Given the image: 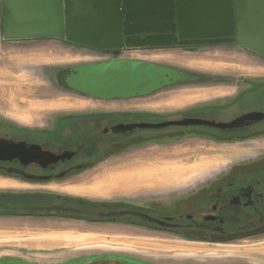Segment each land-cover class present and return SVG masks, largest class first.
<instances>
[{
	"label": "flooded vegetation",
	"instance_id": "obj_1",
	"mask_svg": "<svg viewBox=\"0 0 264 264\" xmlns=\"http://www.w3.org/2000/svg\"><path fill=\"white\" fill-rule=\"evenodd\" d=\"M133 11L138 12V9L134 8ZM3 31L4 20L2 6L0 5V40ZM41 39L42 38L6 40L3 38L2 40L9 43H27L29 40ZM61 43L70 42L62 39ZM122 44L123 48L117 50V54L109 50L99 51L72 45L77 49L85 51V53H96L104 57L105 59H101L102 61L100 62L109 61L113 57L115 60H117V58L139 60L122 58L121 56L124 52L137 49L153 51L179 48L189 52H203L227 45L210 42H190L181 45L174 44L153 48H127L125 47L124 39L122 40ZM22 64L23 62L20 61L19 65L17 63L13 66L0 61V69L14 73L18 68L22 69L23 67L25 72H27L28 66L24 64V67ZM170 67L181 69L174 66ZM50 71V74L47 71L43 74L46 78L48 75H51V78L54 79L53 85L58 86L59 89L66 88L75 93L82 94L77 85L68 82V79L71 80L75 74L72 67L58 69L55 67ZM192 73L202 76L201 80L194 82L196 84L208 85L211 81L213 84L235 83L236 91L233 96H231V99L224 104L207 103L206 105L192 107L190 109H193V111L188 112V114H181L176 118L166 120L203 118L208 112L221 114L226 112L227 108L234 103L248 99L264 103V77L235 80L231 78L232 80L215 81V75H208L196 71H192ZM117 75L118 73H115L113 78ZM147 85L148 81H139L134 89L140 90ZM165 87L166 86L160 89ZM112 99H116V97ZM118 112L140 113L137 111H113L106 112V114ZM250 112L264 113V111L252 110L243 114ZM91 113L102 112L93 111L60 114L54 118L51 127L46 128H32L11 117L0 114V145L8 146L22 143L27 148L31 144H36L39 145L42 150H49L55 154H60L64 151L74 152L71 159L49 163L45 167L40 166L38 163L26 164L17 157L4 160L0 159V178L19 181V183L29 182L39 184L50 183L68 176L76 175L86 169L92 168L98 163L96 162L93 164L94 161L101 159L107 153L116 151L130 143L140 141V136H147L145 132L140 133V129H134L128 132H113L111 130L113 126L133 122H161L165 120L158 118L157 121H150L146 117L141 120L140 117H124L120 119V121L113 122L112 124L107 125V123H103L101 125H96V119L94 118L84 119L83 116L77 117ZM104 129H107V131L105 132ZM142 131H158L157 135L159 136H168V133L183 132L185 135L181 136L180 139L184 137H195L208 139L215 143L244 142L264 138V119L250 122L239 128L224 130L204 125H192L171 126L156 130ZM169 138L171 139L173 137L171 136ZM76 165H86L87 167L81 169L73 168ZM59 172H64L62 178L58 179L53 177L52 179H45ZM197 180V183L192 184L186 189L168 191L161 195L150 194L147 197H142L140 198V205L137 204V202L124 199L99 201L43 191L35 194L0 190V215L28 216L35 214L54 215L60 213L64 216L66 215L67 217H72L84 222L94 228L102 227L107 229L111 228L110 230H112L118 229V226L123 227L124 224L133 226L140 225L143 234H164L166 236L176 237L184 243H200L211 246L217 245L241 248L264 244V150L250 152L240 157L230 159L224 167H221L214 173L202 176ZM46 202L47 204H45ZM49 206H62L69 210L48 211L46 207ZM129 212H140L142 215L140 214L139 216ZM153 219H158L163 223L155 222ZM23 253L27 252L23 250L20 255ZM250 254L260 262H253L251 259L248 260ZM168 256L169 259H166V261H152L150 259L125 255L118 251H99L73 255L55 263L32 262L28 259H24L22 256H18L8 259L0 258V264H200L202 261L206 260L203 257L200 259L196 257L190 258L194 260L191 261L187 259L188 257H184L185 254L181 255L180 253H171ZM240 256H244V258L247 259ZM205 263L214 264V262L209 263V261ZM215 264H264V257L259 254L255 255V253L250 251L239 250V254H236L235 257L226 259L222 263Z\"/></svg>",
	"mask_w": 264,
	"mask_h": 264
},
{
	"label": "rangeland",
	"instance_id": "obj_2",
	"mask_svg": "<svg viewBox=\"0 0 264 264\" xmlns=\"http://www.w3.org/2000/svg\"><path fill=\"white\" fill-rule=\"evenodd\" d=\"M2 4L3 2L0 0V5L2 6ZM2 39L3 36L0 40V61L13 66L17 63L19 65L21 61L23 62V66L24 64L28 66V71L25 72L23 67L22 69L18 68L14 73L0 69V104H2V107L5 109H9L10 107L11 110L8 112H0V114L7 117L10 116L14 120L20 121V123H24L32 128L51 127L54 118L60 114L93 111L162 112L161 115L158 114L160 116L157 115V117L166 120L176 118L181 115V111L192 107L206 105L207 103L224 104L231 99V97L226 96L227 93L231 91L230 87H232L233 90L236 88L235 83H231L230 87L227 88L225 87L227 86L225 83L213 84L211 83L212 81L208 85L196 84L194 82H182L166 86L159 91L140 97L126 99L94 98L83 93H75L66 88L59 89L58 86L53 85L54 79L51 78V75H48L46 78L43 73H45V71L51 73L50 70L55 67L57 69L69 68L79 64L100 62L105 59L104 57L96 53H85V51L81 49L66 47L65 44L58 40L41 39L29 40L27 43H9ZM154 51V56L161 57L157 58L159 64L198 71L208 75L233 78L234 80L251 78V76L254 75L251 72L256 73L264 66L263 59L227 58L226 56L229 54L218 47L196 53L186 52L179 48L159 49ZM148 55H151L149 51L141 49L121 54L122 58L139 60L149 59L147 58ZM189 94H193L192 97H189L190 101L193 100L190 104H183L177 107L173 105L167 106V104L172 103L171 100ZM216 95L222 96L215 97ZM256 101L257 100L251 99L243 100L229 106L224 113L218 114L208 112L203 118L226 122L248 111H264V103ZM6 103L8 106H3V104L5 105ZM16 105H18V108L25 107L26 110L21 113L18 112L16 116L12 114V112L14 113L15 111L13 108H15ZM25 112L32 113V116L30 117V115H27ZM145 135L150 136L151 133L146 132ZM188 146L192 149L200 148L209 154L215 153L219 156L218 158L208 160L207 165L205 164L203 166V171H208L209 169H220L221 166L224 167L230 159L240 157L250 152L264 150V138L231 143H215L208 139L195 137L169 139L168 141H158L155 143L146 142L143 144L131 145L123 150L119 148L107 158L98 161L92 168L86 169L76 175L65 177L61 180L39 184L29 182L19 183V181H17L13 183V187H0V190L35 194L43 191L76 197L77 195L73 194L74 188L72 186L78 183L80 177H88L91 179L101 176L106 171L116 168L122 163H127V161L136 160L140 156L161 157L163 160L160 161L162 165H174L187 169L190 167L189 164L185 162L177 163V161L181 160L184 156L181 150ZM164 158H167V161L164 160ZM154 169L155 166L149 168L144 167L143 169L125 168L120 170V172L129 171L133 178L140 174V188L158 185L161 182L169 183L172 180L178 182L187 178H192L194 179L193 182L197 183V179L202 175L199 174L198 176L199 169L197 168V170H193V172L190 171V174H188L189 171L181 170L178 167L170 171L162 167L157 170V173H169L171 175L169 179L166 178V180L157 184H148V182H146L147 180H144V176L141 174L144 171L152 173ZM87 180L88 179L85 181ZM93 184L94 183L88 184V187L83 185L82 191L84 194L79 197L99 201L124 199L137 202V204L140 205V197L148 196L151 192L145 190L142 192L139 191L136 194H127L128 192L134 191L136 188L133 187L135 189L130 191V187L120 185L112 192L113 194H101L97 196L88 192V190L93 188ZM181 188L183 189L184 187L177 186V189ZM77 190L79 189L77 188ZM168 191H174V189H162L155 192V194L161 195ZM45 204H47V202ZM140 228V225L133 226L130 224H124L123 227L118 226V229L112 230H110L111 228H94L84 222L72 217H67L66 215L64 216L60 213L54 215L35 214L28 216H8L6 214L0 215V236L10 235L13 236L14 239L11 241H0V249H10L5 251L19 253L25 248L28 251V253H23L25 259L38 263H55L73 255L99 251H118L125 255L150 259L152 261H166V259H169V254L180 253L181 255L185 254L184 257H188L187 259L191 261L194 260L190 258H205L206 260L201 263L197 262L200 264H206V261H209V263L214 262V264L222 263L226 259H230L231 257H235L236 254H239V250L250 251L255 253V255L259 254L264 257V244L241 248L217 245L211 246L200 243H184L176 237L166 236L164 234H143ZM240 257L244 258V256ZM248 257V260L251 259L253 262H260L256 260L255 257H252L251 254Z\"/></svg>",
	"mask_w": 264,
	"mask_h": 264
},
{
	"label": "water",
	"instance_id": "obj_3",
	"mask_svg": "<svg viewBox=\"0 0 264 264\" xmlns=\"http://www.w3.org/2000/svg\"><path fill=\"white\" fill-rule=\"evenodd\" d=\"M122 1V3H121ZM6 40L55 38L74 45L113 51L123 48H153L190 42L216 44H245L243 37L249 22H255L256 33L264 44V0H2ZM218 10L215 23L204 26L199 19H187L188 11H199V4ZM137 8L138 12L133 9ZM235 8V9H234ZM198 17V16H197ZM235 18L238 20L235 22ZM207 28L210 30L207 31ZM212 28V29H211ZM219 28V29H217ZM264 55V53H262ZM74 76L68 82L77 85L82 93L99 99L131 98L145 96L164 86L182 82H197L202 76L190 71L141 60L111 58L99 63L80 64L72 67ZM118 75L113 78V75ZM139 81H148L140 90L134 88ZM264 119V113L250 112L229 122H217L203 118H182L161 122H133L118 124L113 132L134 129L156 130L171 126L204 125L219 129H234L250 122ZM106 132L107 129H104ZM143 136H140V139ZM72 151L55 154L42 150L39 145L27 148L22 143L0 145V159L19 158L24 163H49L71 159ZM87 166L76 165L81 169ZM59 172L45 179L62 178ZM48 211L68 208L46 207ZM140 216V212H129ZM155 222L163 223L158 219Z\"/></svg>",
	"mask_w": 264,
	"mask_h": 264
},
{
	"label": "crops",
	"instance_id": "obj_4",
	"mask_svg": "<svg viewBox=\"0 0 264 264\" xmlns=\"http://www.w3.org/2000/svg\"><path fill=\"white\" fill-rule=\"evenodd\" d=\"M198 8H199V11H195L194 10V11H192V13H190L188 11V13L186 14V18L190 19V20L197 18V19H199L202 22V24H204V26L209 25V23H211V21L213 22V24H216L215 20L218 18V10L217 9L215 11L211 12L210 11V7H208V6H206V5L202 4V3L199 4ZM234 20L236 22L238 19L235 18ZM254 23L255 22H252V21L249 22L247 27L244 29L245 32H246L244 34V37H243V41H245L244 42L245 44L237 46L236 44H229L228 43L227 45H223V46L218 47V48H221L224 51H226L225 53L229 54L228 56H226L227 58H232V59H234V58L243 59L244 58V59H252V60L263 59L264 55L262 53H264V44L258 43V39H262V38H261V36L259 37L256 34L258 32V30L255 28V25L253 26ZM217 29H219V28H217ZM209 30L210 29L207 28V31H209ZM42 39L62 41V39H55V38H48V37L47 38H42ZM63 44H65L66 47L75 49V47L73 46L74 44L72 45V43L71 44L70 43H63ZM149 52L151 54V55H148V57H147L149 59H141V61H146V62H152V63L159 64L157 58H161V57L160 56H154L153 55V53H155L154 50L153 51H149ZM186 52H189V51L186 50ZM193 53H196V52H193ZM181 69H184V68H181ZM184 70L192 72V70H188V69H184ZM196 72H198V71H196ZM251 73L254 74L253 76H251V78L264 77V66L261 67L260 71H258L256 73L255 72H251ZM226 85L227 86H225V87H227V88L230 87V84H226ZM230 88H231V91H229V92L227 91L228 92L227 95H226L227 97L233 96V94L236 91V88L234 90H233L232 87H230ZM192 96H193V94H189V95H185V96L184 95L179 96L178 98H175V99L171 100L172 103L167 104V106H172L173 105V106L177 107V106H180V105H183V104H190L193 100L190 101L189 97H192ZM219 96H222V95H216L215 97H219ZM3 106H8V105L6 103L5 105L3 104ZM2 109H5V108L2 107V104H0V112L11 111L10 107H9V109H7V108L5 110H2ZM13 109L15 111H14V113L12 112V114H15L16 116H17L18 112L21 113V112H24L26 110L25 107L24 108L23 107L18 108V105H16L15 108H13ZM140 112H149V113H155V114H160V115L162 113V112H152V111H140ZM9 113H11V112H9ZM25 113H27V115H30V117L32 116V113H28V112H25ZM102 113H106V112H102ZM8 117H10V116H8ZM153 143H155V142H153ZM181 152L183 153L182 155H184V156H183V158L181 160L177 161V163L185 162L186 164H189L190 167L187 168V169L183 168V167H179V166H174V165H169V166L162 165V163L160 162V161H163L161 157H157V156H150V157L145 156V157H142V156H140L136 160L129 161V162L127 161V163H122L120 166H118L116 168H113V169H111L109 171H106L101 176L94 177V178H91V179L88 178V177H80V179L78 180V183H75L72 186L74 188L73 194H76L78 197L82 196V194H84L83 191H82L83 185H86V187H88V184H90V183H94V184H93V188L88 190V192H90L93 195L100 196L101 194L102 195L113 194L112 193L113 191L112 192L106 191V190L102 191L100 185L103 184V183L106 184L107 182H109V184H108V186H106V188L108 187V188H110L112 190L113 189V187H112L113 186L112 185V178H114V175L118 171L123 170L125 168H138V169L142 168L143 169L144 167L149 168L151 166H158V167H163V168L167 169L168 171H170V170L178 167L181 170L189 171L188 174H190V171L193 172V170L199 169L198 176H199V174H202L201 176H199V178L202 177L203 175L205 176V175H207L209 173H214L215 172L214 170H219V168H217V169L213 168V169H209L208 171H206V170L203 171V166L205 164L207 165L208 160L215 159V158L219 157L215 153L209 154L208 152H205V150H202L200 148L192 149L190 146L183 148L181 150ZM182 155H180V156H182ZM166 159L167 158H164V160H166ZM188 174H184V175H188ZM86 179H88V180L85 181ZM11 181H12V183H11ZM193 181H194V179L187 178L185 180H180L178 182H176L175 180L174 181L172 180L169 183H165V182L162 183L161 182L158 185H152V186H148V187H141L140 188V186H139L134 191L128 192L127 194H130V193L136 194L139 191L142 192V191H145V190L151 191L150 194H155V192H158L159 190H162V189H166L167 190L168 188H172V189H174V191L175 190H182V188L181 189H177V186H182V187H184L183 189H186L187 187H189L192 184H194ZM15 182H17V181H15V180H5V179H1L0 178V187L10 188V187H13V185H14L13 183H15ZM99 183H100V185H99ZM77 188L79 190H77ZM89 188H90V186H89ZM75 189H76V191H75ZM74 192H77L78 194L74 193ZM146 196H142V197H146ZM142 197H140V198H142ZM13 239H14L13 236H10V235L9 236H7V235L0 236V241H11ZM5 250H10V249H2L0 251V258L1 259L14 258V257H18V256H22L25 259L23 254L20 255L21 251L24 250L25 252L28 253L27 249H25V248H23L19 253H11V252L5 251Z\"/></svg>",
	"mask_w": 264,
	"mask_h": 264
},
{
	"label": "trees",
	"instance_id": "obj_5",
	"mask_svg": "<svg viewBox=\"0 0 264 264\" xmlns=\"http://www.w3.org/2000/svg\"><path fill=\"white\" fill-rule=\"evenodd\" d=\"M227 80H232L230 78H225V77H222V76H216L215 77V81H227ZM190 111H193V109H189V110H184V111H181L180 114H188V112ZM158 114H155V113H149V112H140V113H132V112H118V113H110V114H106V113H91V114H83V115H80V116H77V117H84V119H96V125H101L103 123H107L108 124H112L113 122H118L120 121V119L124 118V117H140V120L143 119L144 117H146L148 120L150 121H157L158 120V117H157ZM160 116V115H158ZM74 117V115H73ZM142 132H149L151 133L150 136H144L143 138L140 139V141H137V142H134V143H130L124 147L121 148V150L125 149V148H128L129 146L131 145H136V144H143V143H146V142H158V141H168L170 138L169 137H173L171 138L172 139H177V138H180L181 136L185 135V133L183 132H178V133H168L167 135L168 136H165V135H157V132L158 131H142L140 130V133ZM113 152L115 151H112V152H109L107 153L106 155H104V157H102L101 159H98L96 161H94L93 164H95L96 162L100 161V160H103L105 158H107L109 156V154H113Z\"/></svg>",
	"mask_w": 264,
	"mask_h": 264
},
{
	"label": "bare ground",
	"instance_id": "obj_6",
	"mask_svg": "<svg viewBox=\"0 0 264 264\" xmlns=\"http://www.w3.org/2000/svg\"><path fill=\"white\" fill-rule=\"evenodd\" d=\"M162 167H158L155 166V169L152 171V173L148 172H143L141 175L144 176V180H147L146 182H148V184H157L163 180L169 179V176H171L169 173H164V174H160L157 173V170H159ZM173 175V174H172ZM140 174H138L136 177H132L129 171H118L115 175L114 178H112V187L113 189L111 190L110 188H106V186H108V182L105 184H101L99 183L101 190L102 191H114L117 189L118 186L120 185H124L126 187H130V191L134 190L135 188H138L140 185ZM142 177V176H141ZM145 183V182H144ZM135 187V188H133ZM133 188V189H131ZM128 189V190H129ZM108 193V192H107ZM39 234V233H38ZM47 238V237H46Z\"/></svg>",
	"mask_w": 264,
	"mask_h": 264
}]
</instances>
